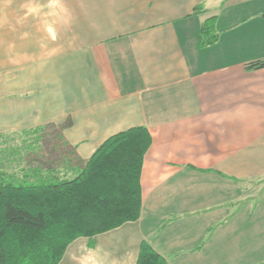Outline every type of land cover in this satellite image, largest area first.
<instances>
[{"label":"crops","instance_id":"1","mask_svg":"<svg viewBox=\"0 0 264 264\" xmlns=\"http://www.w3.org/2000/svg\"><path fill=\"white\" fill-rule=\"evenodd\" d=\"M263 13L264 0H0L1 140L52 127L86 162L130 128L152 139L139 219L75 239L58 264H136L142 241L168 264H264V186L243 189L264 180V68L246 69L264 60Z\"/></svg>","mask_w":264,"mask_h":264},{"label":"trees","instance_id":"2","mask_svg":"<svg viewBox=\"0 0 264 264\" xmlns=\"http://www.w3.org/2000/svg\"><path fill=\"white\" fill-rule=\"evenodd\" d=\"M213 29V19L201 25L202 45L216 41ZM262 68L264 60L246 65ZM29 138L25 165L0 170V264H58L75 239L91 240L139 219L140 174L152 140L145 127L112 136L86 162L69 151L58 129H35ZM38 142L47 157L32 149ZM136 264L168 263L142 241Z\"/></svg>","mask_w":264,"mask_h":264},{"label":"rangeland","instance_id":"3","mask_svg":"<svg viewBox=\"0 0 264 264\" xmlns=\"http://www.w3.org/2000/svg\"><path fill=\"white\" fill-rule=\"evenodd\" d=\"M25 139H26L25 142L23 141V139L16 138V136H12L11 138H6L2 140L0 139V165L2 164L1 166H3L4 168L5 167L7 168V170H3V171H6L9 173L11 170L18 171L21 169L23 160L16 162L17 156H12L11 153L17 152L18 150L20 151V149L24 150L27 145H32L34 142V139L32 138H25ZM49 145L51 146V144ZM32 149L34 151H38L40 149L41 151H39V153L42 154V157L43 156L47 157L45 155L47 153V147H45L44 144L42 145L40 144V142H38L35 144V146L32 147ZM8 158H11V159L8 160ZM57 165L60 166V163H58ZM263 186H264V180L263 182L261 180L260 181L254 180V181H251V183L244 184L243 189L245 191V195L246 194H250V195L258 194L259 195Z\"/></svg>","mask_w":264,"mask_h":264}]
</instances>
